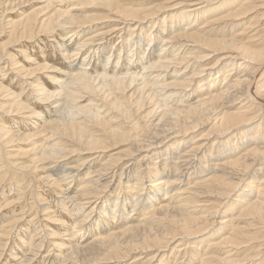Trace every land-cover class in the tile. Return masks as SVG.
I'll use <instances>...</instances> for the list:
<instances>
[{"label": "bare ground", "instance_id": "6f19581e", "mask_svg": "<svg viewBox=\"0 0 264 264\" xmlns=\"http://www.w3.org/2000/svg\"><path fill=\"white\" fill-rule=\"evenodd\" d=\"M128 1L0 0V264H264V0Z\"/></svg>", "mask_w": 264, "mask_h": 264}, {"label": "rangeland", "instance_id": "374dc122", "mask_svg": "<svg viewBox=\"0 0 264 264\" xmlns=\"http://www.w3.org/2000/svg\"><path fill=\"white\" fill-rule=\"evenodd\" d=\"M164 0H150V2L149 1H145V0H129L127 3H129V2H131L132 4H134L135 6H139V5H143V6H145V7H150V6H152V4L153 3H158V2H163ZM239 1V0H238ZM237 0H234V1H230V2H224V3H221V4H218V2H216V3H212V4H210L209 6H215L214 4H216L217 5V9L215 8V10H217L216 12H214V13H211V14H209L208 16H206V17H203L204 19H208V20H214V19H216V18H219V17H223V16H225V15H228L230 12H233V11H235L236 10V8L241 4V2H242V0H240L239 2H238ZM238 2V3H237ZM39 3V2H38ZM33 3V4H35V5H30V6H25V7H23L22 9H20V10H18V13H20V12H24L23 13V15H20V17L21 16H24V15H26L27 13H29L31 10H33V9H36V8H38L39 6H41L42 4L41 3ZM150 3V4H149ZM145 4V5H144ZM28 7H30L28 10H27V8ZM188 8V7H187ZM263 10V9H262ZM85 12H84V14L85 15H99V14H105V13H107L106 11H104V10H102V9H99V8H97V7H87L86 8V10H84ZM165 14H161V16H164ZM256 15V14H255ZM254 17H256V16H254ZM19 18V17H18ZM252 20H253V18H248V19H246V20H244L242 23L240 22L239 24H238V26H237V28H235V30H236V32H238V31H240L241 30V28H242V26H243V24H246L247 22H252ZM151 21V20H150ZM155 20H153L152 21V27H151V24L150 23H148V27L149 28H151L152 30L153 29H155L156 27H155V22H154ZM108 22H103L102 24H99V26H101V27H97V30L99 31H104V30H109L110 28H113L114 26H111L113 23H114V21H112V22H110V23H108ZM262 23V22H261ZM196 24V25H195ZM195 24L194 23H190L189 24V26H192V28L194 29V28H201L202 27V25L201 24H198V22L196 23L195 22ZM108 25V27H106ZM110 25V26H109ZM216 26H214L215 28L218 26V24H215ZM104 26V27H103ZM160 26V25H159ZM158 25H157V27H159ZM187 26V25H186ZM189 26H187V27H189ZM201 26V27H200ZM241 28H240V27ZM96 27V26H95ZM176 27V28H175ZM100 28V29H99ZM178 28L179 27H177V26H174V28H173V30H178ZM150 29V30H151ZM257 32H259L260 33V35H263L264 34V25H258V27H257ZM97 32V31H96ZM119 36V34H115V35H109L108 36V38L105 40V41H108V39L110 40V39H114V40H118V39H116L117 37ZM7 38V37H6ZM44 38H46V39H44ZM3 40L2 41H4L5 40V38H2ZM42 39V40H41ZM51 39V40H50ZM49 40V41H48ZM54 40V38L53 37H49V36H47L46 34H42V37L40 36L39 37V39L37 40H35V39H33L32 41L31 40H23L21 43H23V44H19V46H16V45H13V47H9L10 49L9 50H12L13 49V51H11V53H15L16 55V61H18V65H25L24 64V61H22L23 60V55L21 54V53H19L18 52V50H20L21 51V49L20 48H22V46L21 45H28V46H36V44L38 45V46H42V47H44L45 49H47V50H52V44L54 43H52V41ZM34 41V42H33ZM24 42L26 43V44H24ZM27 42H29L28 44H27ZM44 42V43H43ZM34 43V44H33ZM39 43H40V45H39ZM52 43V44H51ZM30 44V45H29ZM47 44V45H46ZM46 47H45V46ZM50 46V47H49ZM143 46H145L144 45V43H143ZM16 47V48H15ZM36 48H38V47H36ZM49 48H51V49H49ZM14 49H15V51H14ZM38 49H40V48H38ZM37 49V50H38ZM187 49V48H186ZM17 50V51H16ZM33 50H29V52H32ZM20 57V58H19ZM31 58H34L33 56H31ZM36 58H37V56H36ZM41 59H39V60H37V59H35V61H37V62H35V61H33V63L35 62V63H38V61L41 63V62H43L44 63V57L42 56V57H40ZM42 58H43V60H42ZM213 59V58H212ZM211 59V60H212ZM21 62H20V61ZM64 61V60H63ZM2 62V63H1ZM0 62V68H2V69H5V71H7L8 70V72L7 73H11L12 72V67L9 65V67L7 66H5V64H4V62L3 61H1ZM23 62V64H21ZM65 62V61H64ZM5 67V68H4ZM31 67H33V66H31ZM11 71H10V70ZM1 74L3 73V72H0ZM18 74V77L20 78V75H19V73H17ZM31 80V79H30ZM18 88H19V86H18ZM2 112L0 111V114H1ZM202 130V129H201ZM201 130H198L197 131V133H199ZM196 133V134H197ZM200 134H202V133H200ZM198 137V138H197ZM199 137L200 136H196V137H194V141L192 142V141H188V143H186L185 145H191L190 147H192L193 146V144L195 143V142H198L197 140L199 139ZM214 141V140H213ZM33 142V141H32ZM24 145H26V146H31V145H33L32 143L31 144H25L24 143ZM23 145V146H24ZM196 145V144H195ZM205 145V144H204ZM11 148H7V150H10ZM205 150V149H204ZM205 155L203 152H201V153H199V155H198V158H200V157H202L203 155ZM208 155H209V153L206 155V157L207 158H205V160L206 159H208ZM92 157H94V156H92ZM165 157V156H164ZM163 158V157H162ZM162 158H154L153 159V161L152 162H154V163H159L158 161H160V159H162ZM166 158V157H165ZM155 160V161H154ZM202 162V165H204V161H201ZM143 168H145V166L143 167ZM205 174V175H204ZM204 174H201L200 175V173L199 174H193V175H191V176H187V178H189L192 182H193V184L196 182V181H199L202 177L204 178L205 176H208V173H204ZM195 175V176H194ZM192 178V179H191ZM197 178H199L198 180H194V179H197ZM202 178V179H203ZM201 179V180H202ZM126 179H125V177H123V181H125ZM8 181V182H7ZM14 179H12L11 177H9L3 184H2V186H3V188L2 187H0V195H1V189H2V191L3 190H7V191H9V189H10V193H8V194H6L5 196L6 197H4L3 195H1V197H4V199L6 198V199H10V198H13L14 197V195H15V193H16V190L14 189L15 187H17V184H16V181H15V184H14ZM118 182H119V180H118V178L116 179V185H115V187H117V184H118ZM8 183V184H7ZM8 185V186H6V185ZM14 184V185H13ZM192 184V185H193ZM16 185V186H15ZM191 185V184H190ZM4 186H6V187H4ZM30 187V186H29ZM44 188H45V190H47L48 189V185L46 184V186L44 185L43 186ZM43 187H41L40 189H44ZM47 187V188H46ZM14 189V190H13ZM29 188L27 187L26 189H24L23 188V191L24 190H28ZM12 193V194H11ZM14 193V194H13ZM11 195V196H10ZM9 196V197H8ZM4 199H2V200H0V202L1 201H3V202H1L0 203V208H2V209H0V212H2V210H5L4 208H6L7 206V202H9V200H5V202L6 203H4ZM22 201V200H21ZM226 201L227 200H223V204H222V206H221V208L218 210L220 213H224V211H225V209H226V211H228L229 209L232 211H228V213L227 214H225V216L226 215H228V217H225V220H228L231 216L230 215H233L234 217H236L237 216V211L239 212V210L238 209H236L235 211H234V207L233 208H231V206H227L226 207ZM214 202H217L216 200H214ZM4 203V204H3ZM2 204V205H1ZM6 207H5V206ZM224 206V207H223ZM204 208H202L203 209V211H207L208 209H209V206H203ZM207 207V208H206ZM206 208V209H205ZM227 208H229L228 210H227ZM223 210V211H222ZM44 212H46V210L45 211H43V213ZM236 212V213H235ZM231 213V214H230ZM0 215H1V213H0ZM44 215H46V214H44ZM53 215H55V214H53ZM220 215H224V214H220ZM236 215V216H235ZM60 216H61V214H60ZM230 216V217H229ZM232 216V217H233ZM49 216L47 215L46 216V218L45 219H47ZM219 219V218H218ZM216 234V238L214 237L213 238V240L215 239V240H219L221 237H222V234L223 233H215ZM206 240H210V238L209 239H206ZM212 240V238H211V241H213ZM180 242V241H179ZM184 245H182L181 247H180V250H183L184 249ZM168 250V249H167ZM219 251L220 252H222V250H220L219 249ZM176 254L175 253V251H172L171 252V250L167 253V255L168 254ZM170 254V256L171 257H174V255H171ZM138 255V254H137ZM145 257H143V256ZM146 254L144 253V254H139L138 256L140 257V259H139V257L137 256V261H135V263L136 264H138L140 261H144V260H147L148 258H150L151 256H153V255H155V253L153 252V253H151V254H148V256L146 257L145 256ZM161 255H163V251H162V253H161ZM177 255L178 254H176L175 255V257H177ZM158 256H159V258H160V253H158ZM134 257V256H133ZM133 257H130L127 261L128 262H131V261H133L134 260V258ZM144 258V259H143ZM133 259V260H132Z\"/></svg>", "mask_w": 264, "mask_h": 264}]
</instances>
